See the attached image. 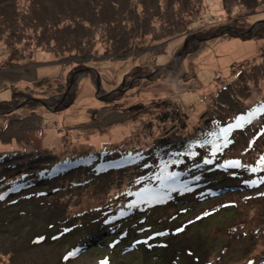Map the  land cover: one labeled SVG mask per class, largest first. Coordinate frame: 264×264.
<instances>
[{
  "label": "rangeland",
  "instance_id": "1",
  "mask_svg": "<svg viewBox=\"0 0 264 264\" xmlns=\"http://www.w3.org/2000/svg\"><path fill=\"white\" fill-rule=\"evenodd\" d=\"M204 1V27L191 30L201 0H0V50L12 46L0 58V160L27 154L53 167L88 154H144L166 129L192 138L208 119L207 136L232 126L228 159L257 184L233 176L215 197L202 199L199 188L116 219L135 203L130 192L147 186L141 173L56 194L48 182L46 193L0 202V264H264V0H226L223 16L220 1ZM222 50L233 56L213 68ZM85 68L99 74L101 91L89 71L71 84ZM13 162L0 164L4 177L24 170L5 168Z\"/></svg>",
  "mask_w": 264,
  "mask_h": 264
},
{
  "label": "trees",
  "instance_id": "2",
  "mask_svg": "<svg viewBox=\"0 0 264 264\" xmlns=\"http://www.w3.org/2000/svg\"><path fill=\"white\" fill-rule=\"evenodd\" d=\"M201 1L204 12L200 14L199 11L200 15L197 16L196 20L190 19L191 30L204 27V17L207 15L208 8L205 5L206 2ZM218 1L221 2L218 10L223 16L226 12L221 8V5H225L226 0ZM209 5L212 4L209 3ZM196 23L200 24L199 27H194ZM64 39L65 37H58L56 41ZM68 39L73 42L82 41V44L84 38L80 39L74 36V38ZM85 41L89 40L86 39ZM62 42H55V47L62 45ZM72 45L74 46V43ZM10 47L12 46L5 45L0 50V58L7 56ZM125 47L117 43L115 49L120 51ZM70 49L74 50L75 48ZM82 51L81 48H78L79 54ZM59 53L56 52L55 57L59 56ZM208 129V119H206L192 138L186 135L172 138L175 132L182 134L176 126H172L166 129L167 134L158 139L154 144L155 146L148 148L144 154L131 155L126 153L122 155L118 152H113L111 155L109 153L88 154L84 158L58 162L53 167H50L49 165L52 163L48 162L47 159L44 160L42 156L28 159V161L27 154L8 157L7 160H13L14 162L7 163L5 165L6 169L23 166L24 170L20 175L15 173L12 177L6 176V178L3 175L4 170L2 167L0 168V174H2L0 179V191L2 192L0 202L3 201L2 199L24 194L37 187H41L42 194L46 193L49 190L48 184H46L48 182L55 184L51 192L55 194L63 193L61 190L63 188L66 190L81 189L93 185L96 180H101L100 178L121 174L128 170L141 173L140 176H137L138 181L145 183L147 186L141 187L133 195L132 191L130 192V198L135 197V203L131 206V210L121 212L116 219L129 217L135 210L167 208L175 204L178 196L190 197L199 188L204 189L202 199L215 197L218 191L215 186L227 179H233V176L240 177V186L242 184L249 185V189L257 187V184L253 182L254 180L249 179L243 172L247 169L241 167L238 162L228 159L227 153L232 151L235 145H226L228 138L223 129L218 128L216 133L207 136ZM41 159L42 161H40ZM7 160L6 158L0 160V164ZM33 162L39 163V165L31 166ZM237 172H243V174H237ZM75 176L76 179H73ZM9 177L11 178L9 179ZM65 177L69 180L61 185L57 184L60 179L63 180ZM240 186L238 185V187ZM123 205L125 204H117V208Z\"/></svg>",
  "mask_w": 264,
  "mask_h": 264
},
{
  "label": "water",
  "instance_id": "3",
  "mask_svg": "<svg viewBox=\"0 0 264 264\" xmlns=\"http://www.w3.org/2000/svg\"><path fill=\"white\" fill-rule=\"evenodd\" d=\"M225 32H233L234 34H236L238 37H240V38H246L247 36H249V34H250V31H246V32H243V33H239V32H237V31H235V30H226ZM217 36H214V37H212V38H210V39H214V38H216ZM210 39H201V40H199V45L200 44H202V42L204 41V40H210ZM88 62V61H87ZM93 72V73H95L96 74V80H97V91L99 92V91H101V81H100V76H99V74L94 70V69H92V68H85V70H82V71H80V72H78L74 77H73V79L71 80V84L73 83V81H74V79L78 76V75H80V74H82V73H84V72ZM141 78V77H140ZM142 78H148L147 76H144V77H142Z\"/></svg>",
  "mask_w": 264,
  "mask_h": 264
},
{
  "label": "bare ground",
  "instance_id": "4",
  "mask_svg": "<svg viewBox=\"0 0 264 264\" xmlns=\"http://www.w3.org/2000/svg\"><path fill=\"white\" fill-rule=\"evenodd\" d=\"M213 52H214V50H213ZM228 52L229 51H224V50H222V51L219 52L218 58L220 57V59H219V61L213 63V68L216 67V66L219 68L220 64H222L223 62H226L227 60H231V58H232L233 55H231V54L230 55H227ZM211 53L212 52L208 51V55H212ZM216 59H217L216 56L214 58H212V59L209 58V64L212 63V62H214Z\"/></svg>",
  "mask_w": 264,
  "mask_h": 264
},
{
  "label": "snow or ice",
  "instance_id": "5",
  "mask_svg": "<svg viewBox=\"0 0 264 264\" xmlns=\"http://www.w3.org/2000/svg\"><path fill=\"white\" fill-rule=\"evenodd\" d=\"M243 119H244L243 117L240 118L241 121H242ZM241 126H242V124L240 123V121H238L237 124L235 125V127H241ZM231 127H232V126H230L229 128L224 129V130H223L224 133L229 132Z\"/></svg>",
  "mask_w": 264,
  "mask_h": 264
}]
</instances>
